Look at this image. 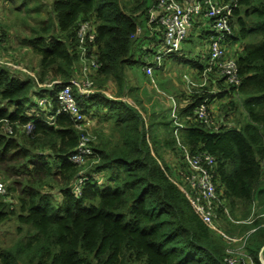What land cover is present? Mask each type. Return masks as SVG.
Listing matches in <instances>:
<instances>
[{"label": "trees", "instance_id": "obj_1", "mask_svg": "<svg viewBox=\"0 0 264 264\" xmlns=\"http://www.w3.org/2000/svg\"><path fill=\"white\" fill-rule=\"evenodd\" d=\"M235 1L231 44L243 42L237 55L241 83L225 84L211 75L206 87L183 94L177 101L179 137L192 153L207 151L216 159L223 203L217 224L232 235L248 234L241 264H264V211L250 216L257 201L264 206V0ZM151 3L52 0L47 16L21 41L39 57L36 74L0 63V175L14 177L0 195V222L15 219L20 234L12 246H0V264H225L232 245L191 203L185 192L190 187L177 182L188 167L173 121L147 113L138 95L129 97L135 87L130 88L128 67L152 63L146 60L151 47L136 46L137 27ZM87 19L95 23L102 62L93 79L109 89L114 81L117 94L78 98L99 123L94 155L84 167L68 159L82 130L68 114L55 112L54 99L80 68L77 29ZM4 36L2 30L0 44ZM193 63L201 72L204 65ZM43 96L52 101L45 109L37 102ZM205 98L225 99L213 125L194 114ZM239 106L244 116L232 121ZM167 149L184 163L175 177L164 157ZM81 172L89 178L78 195L71 183ZM20 175L24 181L15 178ZM10 192L16 193L13 201L6 199Z\"/></svg>", "mask_w": 264, "mask_h": 264}, {"label": "built area", "instance_id": "obj_2", "mask_svg": "<svg viewBox=\"0 0 264 264\" xmlns=\"http://www.w3.org/2000/svg\"><path fill=\"white\" fill-rule=\"evenodd\" d=\"M232 1L233 3L225 0H152L146 18L148 35L145 46V48L151 47V50L147 52L146 60L152 63L142 66V69L151 77V80H154L155 68L162 65L163 59L172 54H180L183 44L193 33V28L196 26L202 27L200 23H203L206 24L207 28L208 57L203 64L200 81H197L188 73L183 75L184 87L187 93L192 94L194 91L206 87L212 76L224 78L225 84L240 85L241 76L237 55L242 50V46H239V48L236 46L235 48L234 46L238 42L231 44V36L233 35L231 15L236 6V1ZM77 37L81 48L80 68L68 81L61 83L56 92L54 103L57 114H68L75 121L77 127L82 130L80 140L68 159L85 167L94 155L91 143L96 139V136L91 127L95 118L92 113H87L83 109L78 98L89 97L96 92L92 88L93 80L90 75L101 67L102 62L97 55L98 46L95 43L96 29L93 20L87 19L80 23L77 29ZM136 38L139 41L143 38L141 25L137 27ZM87 44L91 45L87 46ZM3 62L4 60L0 57V63ZM51 84L47 83V85ZM207 90L210 94L217 91V89ZM37 102L42 109L47 108L52 103L50 97L47 96L40 97ZM214 103V100L210 101L208 98L201 101L194 110L196 119L208 125H213L216 119L212 106ZM170 116L174 124L173 133L177 138L178 146L183 152L184 161L188 167L182 181L177 182L182 188L180 182H184L190 187L188 191L185 188L183 189L191 203L201 213L204 220L232 245L229 254L225 258V264H241L242 255L233 251V244L241 243L244 247L248 234L232 235L221 229L217 224V208L223 203L214 177L216 159L214 155L207 151L192 153L180 141L179 134L183 123L177 113L175 102ZM24 127L30 130L32 123H27ZM6 129L9 133L14 132L11 123H7ZM260 165L264 175V158L260 160ZM88 178L86 173L81 172L73 179L71 186L76 194H82V189ZM7 192L6 183L0 178V195H6Z\"/></svg>", "mask_w": 264, "mask_h": 264}, {"label": "rangeland", "instance_id": "obj_3", "mask_svg": "<svg viewBox=\"0 0 264 264\" xmlns=\"http://www.w3.org/2000/svg\"><path fill=\"white\" fill-rule=\"evenodd\" d=\"M51 1L52 0H0V32H2L3 30L5 34L4 40H2L0 44V57L4 60L5 64H10L12 67L20 69L26 73L36 74V71H34L33 69L37 67L39 57L34 54L28 46H22L21 41L25 35H28L32 31V26L40 23L42 19L47 16V11L50 8ZM34 7H42V9H33ZM140 25L143 30V38L138 43H136L137 49L143 47L147 42L146 37L148 35V29L145 16L142 17ZM205 30H207L206 27ZM201 31L202 29L194 31L193 34L189 36L190 39L183 44V49L182 51H180V54H178L181 55V57L183 56L182 59L177 60L174 57H165L163 59V65L155 68V73L153 74L155 81L154 84L151 82V80L148 81V79L144 76L145 73L141 71V65L128 67L127 76L129 78L130 88L132 89L133 86L135 87L134 91L130 92L129 97L133 98L135 97V95H137V93L139 94V90L142 88V86L149 87L148 95L144 96L143 98H141L139 95L138 96L144 100H152L151 111L154 113H156L157 111L161 112V115L158 117L172 119L171 116H166L168 113L165 108L166 105L164 102L161 103L160 101L162 100V98L167 102L169 101L167 98L169 91H171L172 93H176L173 89V84L169 85L170 83L177 81L182 85L184 84L182 77L183 74L188 73L190 76L192 75V68L195 66L193 61H199L201 64H204L206 62V58L208 57V44L206 43V37L198 34ZM95 74L96 72L90 75L91 79L93 80L92 88L96 92L103 91L108 95L112 94L115 96L117 94V90L116 88H114V81H111L112 83H110L113 86H111V89L108 88V83L104 87H100L98 82L93 79ZM137 75H140L139 79ZM141 80H143L142 84H140ZM183 89L184 92L187 93L184 86ZM110 90L112 92H110ZM176 91L177 93H179V91L181 92V89L177 88ZM182 96V92L179 93V97L181 99ZM214 102L215 107L213 108L215 111L216 122L218 120L219 104L221 103V100L216 99L214 100ZM242 112L244 111L242 110V107L239 106L238 108H236L230 119L232 121H235V117H243L244 115H242ZM105 124H107L106 121L103 125ZM96 127H99V123L95 118L91 129H93L94 131ZM164 157L167 161L168 166L172 170V174L175 177L176 170L179 171V169H182L183 167L184 163H181L182 159L179 158L178 153L172 152L168 149L164 151ZM0 178L4 180L1 175ZM13 178L14 177H12V179ZM15 178L20 181H24L25 179V177L22 175L15 176ZM177 178V181L181 180L179 175ZM12 179L4 180L6 186L10 181H12ZM18 187L20 186L18 185ZM14 195L16 196L15 192ZM14 195L10 192L7 195L6 199L13 201ZM55 197L57 199H60V195L58 193H56ZM263 211L264 206L259 204L257 201L252 207L250 216H252L251 218H254L255 215L260 214ZM243 223L246 224V222ZM238 228L241 227H237L236 229ZM238 230H235V232H238ZM19 235L20 234L17 231V222L15 219H8L4 222H0V246H12L18 239ZM233 247L234 252L243 256V246L241 243H235L233 244Z\"/></svg>", "mask_w": 264, "mask_h": 264}, {"label": "crops", "instance_id": "obj_4", "mask_svg": "<svg viewBox=\"0 0 264 264\" xmlns=\"http://www.w3.org/2000/svg\"><path fill=\"white\" fill-rule=\"evenodd\" d=\"M200 25L202 26V27H199V26H196V27H194L193 28V32L194 31H196V30H200V29H202V31L201 32H199L198 34H201V35H203V36H205L206 37V32H207V30H205V27H206V24H203V23H200ZM205 31V32H204ZM193 34V33H192ZM191 34V35H192ZM243 42H238L234 47L236 48V46L239 48V46L241 47V46H243V44H242ZM242 48V47H241ZM197 63V62H196ZM198 64H200V65H203V64H201L199 61H198ZM141 69V68H140ZM141 71H143L144 73H145V71L143 70V69H141ZM154 73H155V71H154ZM153 73V74H154ZM200 70H199V67L198 66H194L193 68H192V77L193 78H195L197 81H200V79H201V75H200ZM185 74V73H184ZM183 74V75H184ZM144 76L148 79V81H150L151 80V77L149 76V75H147L146 73L144 74ZM137 77H138V79L140 78V75H137ZM183 77V76H182ZM153 78H154V76H153ZM151 82L154 84L155 83V81L152 79L151 80ZM143 83V80H141V82H140V84H142ZM183 83H185V80H184V77H183ZM173 84V89L175 90V92L176 93H172L171 91H169V93H168V95H167V98H168V102L166 101V100H163V98H162V100L160 101L161 103H165V105H166V111L168 112L167 113V115L166 116H168V117H170V113H171V109H172V107H173V104H174V102L176 103V105H177V101L180 99V97H179V93H181L182 92V94H184L185 92H184V89H183V86H185L184 84H179L177 81H174V82H172V83H170L169 85H172ZM148 88L149 87H146V86H142V88L139 90V94L137 93V95H139L141 98H143L144 96H146V95H148L149 94V91H148ZM177 88H180L181 89V92L179 91V93H177ZM152 89V88H151ZM213 89H217V88H213ZM187 92V91H186ZM219 100H221V102H224L225 101V99H219ZM142 101H143V104L145 105V107H146V110H147V113H151L152 111V100L151 101H149V99H147V100H144V99H142ZM174 101V102H173ZM160 103V104H161ZM220 105V104H219ZM213 107H215L214 106V104L212 105ZM169 109H170V112H169ZM156 114H157V116H160L161 115V112H159V111H157L156 112ZM246 261L248 262V263H250L251 264V260L250 259H246Z\"/></svg>", "mask_w": 264, "mask_h": 264}]
</instances>
